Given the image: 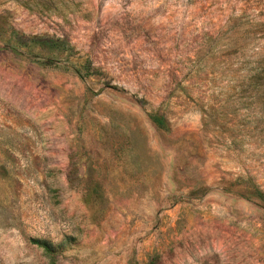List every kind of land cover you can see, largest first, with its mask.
<instances>
[{"label": "rangeland", "instance_id": "obj_1", "mask_svg": "<svg viewBox=\"0 0 264 264\" xmlns=\"http://www.w3.org/2000/svg\"><path fill=\"white\" fill-rule=\"evenodd\" d=\"M0 264H264V0H0Z\"/></svg>", "mask_w": 264, "mask_h": 264}, {"label": "trees", "instance_id": "obj_2", "mask_svg": "<svg viewBox=\"0 0 264 264\" xmlns=\"http://www.w3.org/2000/svg\"><path fill=\"white\" fill-rule=\"evenodd\" d=\"M149 118L158 126H162L161 120L157 119L154 115H150Z\"/></svg>", "mask_w": 264, "mask_h": 264}]
</instances>
